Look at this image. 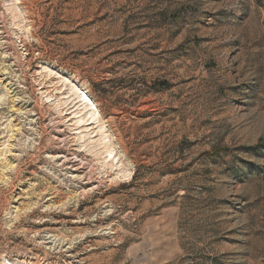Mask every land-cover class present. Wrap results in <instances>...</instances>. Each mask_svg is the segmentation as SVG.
Returning <instances> with one entry per match:
<instances>
[{
  "label": "rangeland",
  "instance_id": "rangeland-1",
  "mask_svg": "<svg viewBox=\"0 0 264 264\" xmlns=\"http://www.w3.org/2000/svg\"><path fill=\"white\" fill-rule=\"evenodd\" d=\"M0 264H264V0H0Z\"/></svg>",
  "mask_w": 264,
  "mask_h": 264
},
{
  "label": "bare ground",
  "instance_id": "bare-ground-1",
  "mask_svg": "<svg viewBox=\"0 0 264 264\" xmlns=\"http://www.w3.org/2000/svg\"><path fill=\"white\" fill-rule=\"evenodd\" d=\"M84 96H85V94H84V93H81V94H79L78 97H79L80 99H82ZM93 115H94V114H92V116H93ZM89 116L91 117V115H89ZM110 152H111V151H110ZM110 152L107 153V155H106L107 157H109V156L111 155ZM68 162H69V164L72 163L71 161H68ZM68 162H67V163H68ZM72 165H73V164H72Z\"/></svg>",
  "mask_w": 264,
  "mask_h": 264
}]
</instances>
